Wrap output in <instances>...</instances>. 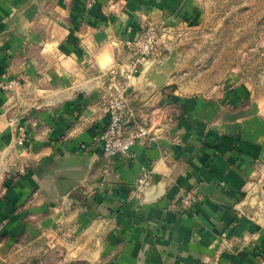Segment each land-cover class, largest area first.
I'll list each match as a JSON object with an SVG mask.
<instances>
[{
  "label": "crops",
  "instance_id": "crops-1",
  "mask_svg": "<svg viewBox=\"0 0 264 264\" xmlns=\"http://www.w3.org/2000/svg\"><path fill=\"white\" fill-rule=\"evenodd\" d=\"M186 2L0 0V264H257L264 116L242 122L215 99L168 91L135 157L103 156L101 70L128 63L123 41L142 21L176 18ZM138 76L129 93L151 88ZM5 77L22 86L4 90ZM142 166L152 184L139 200ZM190 191L200 198L186 207Z\"/></svg>",
  "mask_w": 264,
  "mask_h": 264
},
{
  "label": "rangeland",
  "instance_id": "rangeland-1",
  "mask_svg": "<svg viewBox=\"0 0 264 264\" xmlns=\"http://www.w3.org/2000/svg\"><path fill=\"white\" fill-rule=\"evenodd\" d=\"M148 23L161 28L157 30L159 45L140 64L137 73L140 80L149 82L151 88L128 92L129 130L136 131L143 126L148 130L143 138H153L156 135L155 124L160 115L167 112L163 101L168 91L177 96L197 94L215 99L227 112L241 111L239 117L242 122L250 115L264 116V0H187L186 9L176 18L142 21L139 34ZM139 34L123 41L130 55L129 61L132 51L128 42L135 40ZM108 67L111 66L105 68ZM158 77H163L164 82L160 83ZM7 78L1 81L6 91L4 83ZM12 79L19 81L17 88L22 86L18 78ZM97 84L101 89L102 107L100 74ZM147 92L151 96L150 103L143 100ZM137 101L144 103L137 104ZM148 171L151 181L145 190L150 188L152 170L142 166L135 189L140 176ZM146 191L141 198L135 194L134 197L143 200ZM256 197L257 200L252 203V219L264 231V195L258 193ZM199 198L195 191L187 192L182 197V204L191 207ZM2 231L3 224L0 223V239ZM256 258L257 264H264V250Z\"/></svg>",
  "mask_w": 264,
  "mask_h": 264
},
{
  "label": "built area",
  "instance_id": "built-area-1",
  "mask_svg": "<svg viewBox=\"0 0 264 264\" xmlns=\"http://www.w3.org/2000/svg\"><path fill=\"white\" fill-rule=\"evenodd\" d=\"M158 28H160L159 25L148 23L146 29L135 40L128 42V48L132 51V59L127 64L121 63L122 67L103 68L100 73L103 88L102 110L110 117L101 136L103 156L107 160L115 157L134 158L133 147L135 143L148 134L147 128L143 126H140L136 131H130L128 128V90L129 81L138 73L140 64H143L146 57L153 53L159 45ZM18 86L19 81L17 79L7 78L4 83V87L10 91ZM19 131L22 135L18 136V143L23 144L25 135L22 128ZM150 181V171L143 172L134 191L137 198L142 197L145 189L150 185Z\"/></svg>",
  "mask_w": 264,
  "mask_h": 264
},
{
  "label": "water",
  "instance_id": "water-1",
  "mask_svg": "<svg viewBox=\"0 0 264 264\" xmlns=\"http://www.w3.org/2000/svg\"><path fill=\"white\" fill-rule=\"evenodd\" d=\"M158 79H159V81H160V83L162 82H164V79H163V77H158ZM68 178H65V180H67ZM66 183H65V189L63 190L64 192H67V191H69L74 185H76V181H74V180H71V178H70V181L68 180V181H65Z\"/></svg>",
  "mask_w": 264,
  "mask_h": 264
}]
</instances>
